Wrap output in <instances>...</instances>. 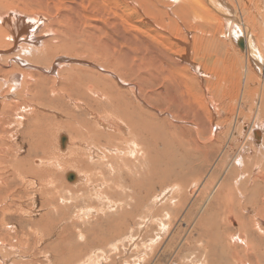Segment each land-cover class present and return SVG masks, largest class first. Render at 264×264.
<instances>
[{"label":"bare ground","instance_id":"obj_1","mask_svg":"<svg viewBox=\"0 0 264 264\" xmlns=\"http://www.w3.org/2000/svg\"><path fill=\"white\" fill-rule=\"evenodd\" d=\"M15 5L21 8L22 13L16 14L18 8L1 10L3 6L13 8ZM34 7L48 10L57 8L61 13L57 14V18L50 15L46 17L41 11L29 15ZM21 15L31 18L30 21H25ZM49 21L51 27L47 24ZM54 27L60 30L57 36H54ZM21 36L24 40H21ZM38 39H42L39 42L42 47L37 46ZM5 42H8V47L0 50V56H6L4 61L17 58L11 51L20 43L18 47L24 53L32 51L26 61L47 65L46 68L50 69L48 72L54 74L46 78L49 75L42 76L44 73H41L38 78L29 71L25 74L21 91L22 95L26 93L30 96L26 98V104L21 105L19 100L14 99L13 105L6 100L3 108L1 106L3 113L10 112L14 107L22 109L23 105L25 110L35 100L45 106L44 113L38 112L41 108L35 105L31 110L47 120L44 128L46 133L43 134V127H38L43 130L40 137L35 125L39 136L37 141H40L37 143L32 138L33 142L29 145L33 149L30 148L26 158L28 163L18 161L13 165L14 176H28V180L20 176L24 186L43 195L41 206L44 209H40L42 216L39 217L38 225L50 219L49 208L57 211L66 208L60 206L63 205L61 200L63 202L65 198H48V192L53 187L52 179L64 180L59 172L70 167L77 169L64 173L68 179L69 175H73V179H69L73 186L64 185L84 194L90 184L86 177L87 171L90 174L93 169H98L96 163H101L103 158L117 169V160L124 166L134 163L133 160L132 163L128 161V157L135 161L142 160L146 156L148 135L150 144L153 141L157 148H170V159L178 160L182 173H186L185 164H190L189 168L194 171L195 168L203 169L205 166L209 169L214 165L208 176H201H207L206 182H200L198 177L197 184L202 183L203 187L198 189L199 185L195 182L197 187L190 191L200 203L191 206L194 215L187 213V223L185 217L182 219L188 230L184 237L180 236L177 242L179 247L176 250L172 247L179 233L177 230L176 233L173 231L176 235L165 245L163 255L171 250L175 254L176 264H264V227L261 224L264 220L260 221L264 218V203L259 204L260 196L264 195V0H0V47H5ZM75 47L91 51L94 61L70 57L54 60L56 56L64 55L58 52ZM16 61L19 62L18 59ZM77 65L88 68L99 66L105 74L96 73L109 83L101 81V86L94 80L76 83L72 76L79 73L72 71H75L74 68L78 71L81 69L75 67ZM15 67L16 64H13ZM37 70L40 71V68ZM67 73H71L70 76ZM110 80L117 86L114 87ZM16 86L14 91L19 85ZM13 87H5L4 92L12 91ZM56 98L58 103L54 102ZM162 105L171 108L172 112L168 113L173 120L181 121L182 127L178 126L180 131L175 129V123L164 116L166 112L161 110ZM48 110L66 118L52 122L49 120L51 123L48 124ZM81 115L85 119L81 120ZM27 120L22 115L19 123L26 125ZM46 129L48 134H58L63 130L68 136L59 133V147L56 145L54 149L50 142H42L48 136ZM30 132V135L35 133ZM18 147L23 149L22 145ZM36 149H41L45 155L38 159L32 157L30 154ZM45 162L47 164H43ZM18 164H22L21 169L17 168ZM3 180L4 177L0 175V182ZM125 180L129 184L121 185L123 190L132 186L131 177L127 176ZM118 182L111 178V189L119 185ZM182 183L180 181L177 184L179 187L175 185L180 194L184 192ZM103 194L111 197L112 193L103 190ZM125 197L129 200L132 195L129 193ZM14 207L18 211L16 204ZM2 211L13 212L14 209L7 204ZM19 211L22 213V210ZM13 235L21 240H30L29 234L25 232L22 237L16 232ZM159 236H155L156 239ZM222 237L221 241L216 239ZM219 243L223 246L219 247ZM146 244H149V248L153 247L152 243ZM160 258L158 260L156 257L158 261L155 259L157 262L152 264H162Z\"/></svg>","mask_w":264,"mask_h":264},{"label":"rangeland","instance_id":"obj_2","mask_svg":"<svg viewBox=\"0 0 264 264\" xmlns=\"http://www.w3.org/2000/svg\"><path fill=\"white\" fill-rule=\"evenodd\" d=\"M16 8H18L17 10H15L16 14H19L18 12L22 13V11L20 10L21 8L17 5H15V7H13V8L3 6V9H1V10L8 11L11 9L14 10ZM22 9H27V8L22 7ZM39 11L45 13L46 17H48L50 15L53 18H57V14L61 13V10L59 11V10H57V8H53L51 10H48V9H44V8L34 7L30 11L29 15H33L34 12L38 13ZM26 12H28V11H26ZM21 17L24 20L26 19L25 21H27V22H29L31 19V18H28L26 16L24 17L23 15H21ZM15 19H17V18H15ZM42 23H44L43 20H42ZM47 24H49V26L51 27L50 21ZM51 24H53V23H51ZM53 25H55V24H53ZM53 31H55L54 36H57L59 34L60 30L59 29L56 30V28L54 27ZM46 36H50V34H47ZM21 37H22L21 40H24L23 36H21ZM67 37H68V35H67ZM25 39H26V37H25ZM27 39H28V37H27ZM41 40L42 39H38V41H36V42H38L37 46L42 47L41 46L42 44L39 43V42H41ZM33 41H31L30 43H33ZM42 43H43V41H42ZM7 44H8V42H5L4 43L5 47H3V48L0 47V50L6 49L8 47ZM19 45H20V43L18 44V46ZM18 46L16 48H14V50H12L11 52L15 53L14 56L17 57L16 59H18L19 62L16 61V59H14V61L13 60L7 61L8 59L6 61H4L6 59V56L4 54H2L0 56V58H1L0 60L2 61V62H0V64H1L0 65V69H1L0 70V83H2L1 84L2 86L0 85L2 87V88L0 87V98H1L0 99V175L4 177V180L2 182H0V264H69V263L70 264H74V263H76V264H149L150 259H151L150 264H152V263L157 262L159 260V257H161L160 259L162 260V264H170V263L176 264V263H174L175 254L173 255V253H171V250H169L166 253V255H163L164 253H162V252H163L164 248L166 247L165 245L168 243V241L176 235V234L175 235L173 234V231H174V233H176L177 230L179 231V233L177 234V237H176L172 247H174L173 248L174 250H176L179 247V244L177 242H179L180 236L184 237L187 230H188L187 226H186V223L188 222L187 221L188 220L187 219L188 214L189 215L191 214L192 216L194 215V213L192 211L193 207L191 208V206H193L194 203H196V204L200 203V201L198 202L196 200V197L194 196L195 194L191 195L190 191L193 188L197 187V185H199L198 189L200 186L203 187L204 184H202V183L197 184V183L199 181L201 182V180H203L202 181L203 183L207 181L206 177L208 176L209 173H211V171L214 168V165L211 166V168H209V169L205 166H204L205 168L203 167V169L201 167L195 168V171H194L193 169L189 168L190 164L184 163L185 164L184 168L186 169V173H182V168L180 166H178V160L170 159L171 158L169 156L170 148L168 149L165 147V150L162 149V146H159L157 148L156 144L153 141H151L152 142L151 144L148 142V139L150 137H148V135H146V143H147L146 156L144 158H142V160H140V161H135L131 157H128L127 158L128 161H131V163H132V160L134 161V163H132L130 166L121 165L120 161L117 160L116 163L120 165V169H119V165H118V169H117V168H114V166L111 167L109 165V163H108L109 161H107V159H104L103 157L99 158V160H98L99 162H100V159H102V158L103 159H102L101 163L95 162L98 166L96 168H98V169H93L94 171L92 170V172L90 174H89L90 171H87L86 177H88V181H90V184H92V185L89 184V187H88L89 190L87 189L88 191H86L84 194L82 192H76V190L72 191L71 189L67 188L64 185V183H65L66 185L73 186V185H71V184H73V182L71 183V181L68 178H66L67 175L64 173L71 172V170L74 171L75 168L70 167V168H67V169L59 172V174H61V176H64V180H59L56 178L52 179V183H53L52 186L54 188L51 187L50 191L48 192V198H49V200H50L51 196L57 197V200H59L60 198H65V200L63 202H62V200H61V202L60 201L59 202L61 204H63L60 206L66 207V208L64 210H58V211L55 209L49 208L48 211H49V214L51 216L50 219L46 223L38 225V223L41 219L39 217L42 216L40 209H44L41 206L42 205L41 201H43V197H42L43 195L42 194L38 195L32 189L26 188L24 186L23 182L21 181L20 176H24L23 179H25V180H28L29 177L24 175V174H18V175L14 176V168L15 167L13 165H15L18 161H24V162L28 163L29 160L26 158L28 157V154L30 152V148H32V146L29 144L31 142H33V139L34 140L36 139V141H37V139H38L37 137L42 136L43 130H44L43 134L46 133L44 128L46 127L45 122H47V120L44 119L43 116L35 114V112L33 110H31V109H34L35 106H37L38 108H41L40 110H38V112L44 113L45 112V106L43 104L37 103V101L35 100V102L32 101L33 102L32 105H30L28 103L29 106H27V108L25 110H23L24 106H25V105H23V108L21 107L22 109H20L19 107L18 108L14 107V109L10 110V112L7 111V112L3 113L4 111L2 112V108H3L2 105H4L3 103L6 102V100H7V103L11 102L12 105L15 102V100L16 101L19 100V102H21V105H22V103L26 104L27 99H29L30 96H28L26 93H23V95H22V92H23L22 88L24 86L23 85L24 79L26 78L25 74H28L29 71L32 72V75H35L38 78L43 73L44 74L42 76L49 75V76H45L46 78L52 77V75H54V74H50V72H48L50 69L48 70V68H46V67H48L47 65H42V64L39 65V64L33 63V62H32L33 63L32 64V63L26 61L25 60L26 57L32 51H26L24 53V50L20 49V47H18ZM86 51H87V49H85L84 47L83 48H77V47L70 48V49H67V51L58 52L60 55H63V54L64 55L63 56H56L54 58V60L56 58L58 59L59 57L60 58L61 57H70V58H76V59H81V60H85V61H86V59H88L87 61H91V62L94 61L93 53L89 50L87 52ZM65 52L68 54L71 53V55L70 54L68 55ZM87 54H89V56ZM85 56L86 57L88 56L89 58L88 57L86 58ZM11 57H13V55H11ZM53 57H54V54H53ZM53 57H52V59H53ZM57 59H56V61H57ZM13 64L14 65L16 64L15 68H13ZM18 64L20 67H18ZM34 64H36V65H34ZM5 65H6V67H4ZM38 66H39L41 72L39 70H37V69H39V68H37ZM64 66H67V65H64ZM31 67L33 69H31ZM75 67H81V69H79V71L77 68H74L75 71H72V73H76V72H77V74L79 73L77 76H76V74H74L76 77L74 75L72 76V80H75L76 83H77V81H91V80L96 81L95 83L98 86H101L103 83H106V82L109 83V81H107L105 77H101L100 75H98L96 73L98 71L102 74H105L103 72L104 70L97 65L94 66V68H88L87 66H84V65H81V66L77 65ZM56 68L58 70L59 66L57 65ZM42 70L44 72H42ZM57 70H56V72H57ZM62 70H64V69L62 68ZM92 70L95 72H93ZM18 71H20L21 73ZM56 72H54V73L56 74ZM13 74L16 75V77H14ZM67 74L70 76L71 73H67ZM88 74H90V75H88ZM79 76H81V79ZM85 76H87V77H85ZM91 76H93V77H91ZM16 78H18V79H16ZM15 80H16V82H15ZM47 81H49L48 84H50V80L48 79ZM97 81H99V82H97ZM110 82L112 84H114V87H115V85L117 86V84L114 83L113 81L110 80ZM14 83H16L17 85L20 86V87L18 86L17 90H15V91H14V89H16L15 87H17V86ZM3 85H5L6 88ZM13 85H14V87H13ZM119 86L124 88L121 85H119ZM124 86H127V85L125 84ZM10 87H13V88H11L12 91H7V93H5L4 92L5 89H10ZM34 91H36V90L34 89ZM34 91H32V92H34ZM54 102L58 103L59 102L58 98L54 99ZM1 106H2V108H1ZM28 108H29V111L27 113H29L30 115L27 113H24V111L28 110ZM165 108H167V107L162 105L161 110L163 112H166L164 114V116L167 117V119L169 118V120H171L173 123H175L176 124L175 129L179 130L178 126L182 125L180 123L181 121L177 122V120H173L172 116L170 117L171 114L168 113V111L172 112L171 108L169 109V107H168L167 110H165ZM32 112H34V113H32ZM46 113L50 117L48 119V121L50 120L51 122L53 120H61L63 118H66V116L65 117L59 116V114L55 113L52 110H48ZM31 114H32V117H31ZM22 115L26 116V118L29 119L26 121L27 123L25 122L26 125L19 123V122H21L20 120H21ZM88 116L86 115L87 118H89ZM80 118H81V120L83 118L85 119L84 115H81ZM18 119H19V121H18ZM40 119L43 122H41ZM28 121L30 122L29 124H28ZM50 121L48 122V124L51 123ZM35 125L37 128L43 127V130L38 128L37 133L39 136L36 133ZM180 127H182V126H180ZM29 130L34 131L35 133L33 135H30L31 132ZM39 130H41V131L39 132ZM108 131H111V130H108ZM65 132L62 130L59 133L67 135V132L66 133ZM152 132L154 133L153 129H152ZM48 133L49 132L47 130V134ZM59 133L58 134L57 133L56 134L50 133L51 135L48 134L46 139L42 142L43 143H49L50 142L51 146L55 149L56 145L58 143V140H59V136H60ZM53 136H55V137H53ZM149 136H151V135H149ZM52 139L53 140L56 139V140L53 141ZM38 141H40V139ZM38 141H37V143H38ZM14 143H17V144L15 146H13ZM7 145L9 147L5 148V146H7ZM19 145L20 146L22 145V147H23L22 150L19 149V147H18ZM51 146H50V149L53 150V148ZM57 147H59V146L57 145ZM167 150H168V152H167ZM41 153H43V154H41ZM170 153H171V151H170ZM111 154L112 155H118L115 153H111ZM30 155L32 157L36 156L35 158L38 159L39 157H43V155H45V154H44V152H42L41 149H36V151L35 152L33 151ZM184 162H186V160H184ZM128 163H130V162H128ZM135 163H136V165H135ZM6 164H8V165H6ZM43 164H47V162H45ZM19 167L21 169L22 164H20V165L18 164L17 168H19ZM134 167L136 168V170ZM142 167L146 168V169H143ZM112 168L114 169V171ZM139 169H141V170H139ZM196 170L201 171V172L198 173V171H196ZM75 171H78V170L75 169ZM100 171L102 172L103 175L100 173ZM119 172H121L122 174ZM140 172H142V173H140ZM138 174L141 176H139ZM206 174H207V176L202 178ZM89 175H91V176H89ZM114 175H115V177H114ZM127 176L132 178V186L127 187L125 190H123L124 187L121 188L120 186L121 185L123 186V184H125V183L129 184V182L128 181L126 182V180H125ZM102 177L105 178L104 180L107 182L103 183L104 180L99 179ZM123 177L125 178L124 180H122ZM198 177L200 178V180ZM93 178H95V180ZM111 178L117 179L118 181H120V182H118L119 185H114V187L112 189H111V186H112ZM205 179H206V181H205ZM99 180H100V182H99ZM91 181L93 183H91ZM180 181L183 182L182 184H183L184 192L182 194L177 192V188L179 187L177 184H179ZM145 182H146V184H145ZM192 182H194V183H192ZM195 182L197 185L195 184ZM58 183H60L61 185ZM63 185L65 187H61ZM175 185L178 187H175ZM184 185H186V186L184 187ZM26 186H27V184H26ZM4 187H6V188H4ZM56 187H58V188L56 189L57 191L55 193ZM76 187H78V186H76ZM173 188H175V189H173ZM91 189L92 190L95 189V191L93 190L94 193L92 192ZM99 189H100V191H99ZM136 189L138 191H136ZM200 189H202V188H200ZM23 190H24V193H23ZM103 190L110 191V193H112L113 195H115L117 197H113L112 194H111V197H108V196L103 194ZM113 190H115V191H113ZM154 190H156V191H154ZM172 190H174V191H172ZM167 191H168V193H166ZM175 191H176V193H175ZM63 192H65V194H63ZM97 192H98V194L96 195ZM60 193H62V194H60ZM129 193L132 195V198H130L128 200L125 196H126V194H129ZM164 193H166V194H164ZM74 194H76V196ZM86 195H87V197H86ZM161 195L164 197H161ZM188 195H189V197H188ZM98 196H100V197H98ZM118 196H119V198H118ZM145 196H146V200H144ZM101 197H102V199H101ZM160 197H161V199H159ZM262 197H263V199H261ZM262 197L260 196V198H259V201H260L259 204L264 203V195H262ZM90 198H91V200H90ZM104 198H106V199H104ZM75 199H77V200H75ZM113 199H115V200H113ZM112 201L115 203H113ZM155 201H156V203H155ZM14 203L16 204L18 211L15 210V207H14L15 204ZM102 203H103V205H102ZM157 203H159V204H157ZM7 204L9 206H11L12 209H14L13 212L2 211V208ZM112 204H113V206H110ZM76 208H78V209H76ZM79 209L81 210V212H79L80 211ZM19 210H22V213ZM75 210L78 212H76ZM71 214H73V216ZM75 215L77 217H75ZM66 217H73V218H66ZM183 217H185L186 223L184 220H182ZM3 219L5 221H2ZM165 219H167V220H165ZM60 220H61V222H60ZM263 220H264V218L260 219V221H263ZM30 222H35L34 223L35 225L30 223ZM261 224L264 227V222H262ZM151 227H152V229H151ZM177 227H179V228H177ZM185 229H186V231H185ZM232 229H234V227H232ZM149 230H151V232ZM164 230H166L165 231L166 233L164 232ZM15 232L18 235H21V237H22V234H24V232L26 234H29L30 240H21V238H16V236L13 235ZM163 233H165L164 236H163ZM156 234H158V235H156ZM159 234H161V235L159 236ZM222 234H224L223 231H222ZM62 236H63V238H62ZM64 236H66V237H64ZM149 236H151L152 238L151 237L149 238ZM155 236H159V237H157L159 239H156ZM90 237H92V238H90ZM163 237L165 240H163ZM150 239H152V240H150ZM216 239L218 241H221L223 239V237L220 239H218V238H216ZM157 240L160 242H158ZM154 242L158 246L154 245L155 244ZM146 243H152L153 247L149 248L148 247L149 244H146ZM182 245H183V243H182ZM85 246H87V247H85ZM222 246L223 245H221L219 243V247H222ZM89 247H90V249H89ZM91 248H93V249H91ZM152 251H154V252H152ZM67 252H68V254H67L68 256L66 255ZM158 255H159V257H158ZM156 257L158 260L156 259Z\"/></svg>","mask_w":264,"mask_h":264},{"label":"water","instance_id":"obj_3","mask_svg":"<svg viewBox=\"0 0 264 264\" xmlns=\"http://www.w3.org/2000/svg\"><path fill=\"white\" fill-rule=\"evenodd\" d=\"M69 179H73V175L71 174V175H69Z\"/></svg>","mask_w":264,"mask_h":264}]
</instances>
